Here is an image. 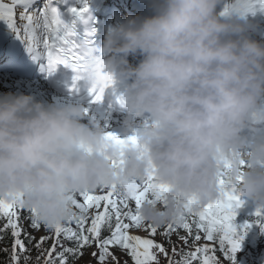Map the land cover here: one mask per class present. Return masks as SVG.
I'll return each instance as SVG.
<instances>
[{
    "label": "clouds",
    "instance_id": "clouds-1",
    "mask_svg": "<svg viewBox=\"0 0 264 264\" xmlns=\"http://www.w3.org/2000/svg\"><path fill=\"white\" fill-rule=\"evenodd\" d=\"M151 6L85 49L79 80L92 88L102 66L123 85L119 136L135 135L138 145L106 139L95 117L84 123L83 104L0 94V200L22 201L49 230L75 219L76 194L115 185L130 196L131 183L150 173L169 189L137 209L153 226L179 222L188 201L199 210L233 185L264 210V41L251 34L259 24L231 15L225 0ZM129 56L141 59L133 65Z\"/></svg>",
    "mask_w": 264,
    "mask_h": 264
},
{
    "label": "snow or ice",
    "instance_id": "snow-or-ice-1",
    "mask_svg": "<svg viewBox=\"0 0 264 264\" xmlns=\"http://www.w3.org/2000/svg\"><path fill=\"white\" fill-rule=\"evenodd\" d=\"M233 8L241 14L254 13L258 8L264 11V0H238L235 5L232 4L231 10ZM228 10L226 6L225 11ZM71 11L73 18L66 21L53 0H43L39 5L37 0H8V2L0 0V19L5 20L16 32L34 57L46 59L49 73L55 71L58 65L70 68L74 73L72 87L75 89L76 82L81 79V74L86 68L85 49L93 44L95 29L88 26L84 32L78 31L80 23L88 24L90 17L87 6L80 9L73 8ZM112 84H114L112 74L104 72L102 66H98L96 81L92 88L88 89L92 103H101L105 89ZM117 100L119 101V97ZM85 111L87 112L88 109ZM106 139L120 147L138 145V138L135 135L123 138L115 132L108 131ZM113 163L115 164V161ZM244 163L241 160V164ZM227 167L230 165H226ZM224 183L222 175L220 184L223 186ZM130 189V196L122 195L115 185L101 190L99 194L91 191L76 194L72 198L74 208L79 210L72 220L76 227L57 225L55 229L50 230L54 235L42 236L35 243V247L41 250L48 239L53 240L52 247L46 250L47 258L44 264H69V256L75 257L84 247L93 244L96 245L97 251L92 255L97 258L98 264H108L109 260L119 264L117 257L110 251V246L120 247L132 258L134 264H158L154 250L167 255L164 246L152 238L159 227L145 224L137 209L145 202L163 201L169 189L166 185L155 183L152 173L142 184L133 181ZM130 202H134V209L130 206ZM242 203L234 185L231 188L223 187L221 199L199 210L193 208V202L190 200L185 205L186 214L179 222L166 225L165 234L170 236L173 231L182 228L188 235L180 239L187 245L190 237L192 242L196 243L201 240L203 233L208 241L218 240L219 250L223 256L231 264H235V254L241 247L246 230L250 227L248 222L241 225L234 222L236 209ZM22 209L30 213V226L34 230L39 229L41 222L35 210L26 208L22 201L0 200V218H6L0 232L11 230L13 237L10 264H21V259L23 264H29V258L22 256L29 251L25 241L30 244L35 239L31 234L26 233L19 223ZM89 210H92L91 214ZM256 214L264 213L257 210ZM133 229H145L149 232V236L132 234ZM104 231L108 233L107 236L103 235ZM61 237L71 242L73 246L65 247ZM58 247L59 252L56 251ZM215 251L216 249L208 244L197 246L195 251L187 253L181 251L182 260L174 261L172 264H193V260L201 261V257V264H221L214 254ZM173 252H176L175 248Z\"/></svg>",
    "mask_w": 264,
    "mask_h": 264
},
{
    "label": "trees",
    "instance_id": "trees-1",
    "mask_svg": "<svg viewBox=\"0 0 264 264\" xmlns=\"http://www.w3.org/2000/svg\"><path fill=\"white\" fill-rule=\"evenodd\" d=\"M230 2L231 0H225V2ZM250 16H258L260 29L264 32V11L259 10V8L253 13L249 12ZM254 39L263 41L259 37L252 35ZM243 203L236 209V217L235 223L237 225L244 224L248 222L250 227L246 230L244 234V238L241 241V247L235 254V264H264V214L257 215V207L256 205L250 201L245 199L244 197H240ZM79 213V210H77ZM264 213V210H260ZM6 222V218L2 222L0 229H2L3 224ZM64 226H71L73 228L76 227L75 222H67L63 224ZM41 227L44 225L41 223ZM54 235L49 229H46L45 236ZM103 235L107 236L108 233L106 231L103 232ZM63 245L65 247L73 246L71 242L63 240ZM217 244L216 251L228 262L223 253L219 250V243L218 240L215 241ZM27 244L29 251L22 254V256H27L29 258V264H44L45 259L47 258V249H50L53 244L52 239H48L45 244L42 245V249L38 250L35 247L36 240L34 239L30 244L25 241ZM13 247V237L11 235V230L2 231L0 232V264H10V254ZM112 247L110 246V251L112 252ZM93 249L95 252L97 251L96 245L93 244L91 246L84 247L78 255L75 257L69 256V264H75L80 258H82L89 250ZM19 252V250L17 249ZM57 252L60 251L58 247ZM156 251L158 257V264H163V259H167L169 264H172L174 261H181L182 256L180 255L181 251L187 253L184 250H176V252L172 253H159L158 250ZM113 253V252H112ZM210 255L212 253H209ZM53 257H55V253H53ZM95 264H98L97 258L93 257ZM111 261V260H110ZM202 261V257H201ZM201 261L193 260V264H201ZM21 264H23V259H21Z\"/></svg>",
    "mask_w": 264,
    "mask_h": 264
},
{
    "label": "rangeland",
    "instance_id": "rangeland-1",
    "mask_svg": "<svg viewBox=\"0 0 264 264\" xmlns=\"http://www.w3.org/2000/svg\"><path fill=\"white\" fill-rule=\"evenodd\" d=\"M238 2V0H231L230 4L235 5ZM227 3V2H225ZM121 9L125 13V16L123 19L131 16L129 13L127 7L125 5H121ZM249 12L243 13V17L249 19ZM231 15L233 16H240L241 12L233 8L231 10ZM122 19V20H123ZM9 75L6 76V72L0 71V93H8V92H17L22 91L25 93H32L36 95L37 99H42L44 95H49L46 91L45 87H43L40 83L41 81L37 80V78L29 79L30 83L24 82L23 79H20L19 77L13 78L11 80L8 79ZM31 86V88H30ZM38 91V92H36ZM38 95V96H37ZM53 99V97H51ZM57 103V102H55ZM94 108L90 107V110L93 111ZM95 117L92 116V112L89 116H85L83 121H88L89 118ZM98 119L97 117H95ZM88 119V120H87ZM113 117L109 118L107 117V120L109 121V125H113L115 122L112 120ZM101 124L104 126L103 122ZM107 129V127H105ZM101 190L95 191V193L99 194ZM130 206L134 209L135 205L134 202H130ZM90 214L92 210H89ZM5 218H0V226ZM191 222V218H190ZM20 225L23 227V229L26 231V233L31 234L35 238L36 241L40 239V237L45 236L46 234V227H40L39 229H33L30 226V213L26 209L21 210V218L19 221ZM147 224V223H145ZM165 227L161 226L157 229V233L154 235V240L164 246L167 253H172L173 249L176 250H184L186 252L195 251V248L197 246H203L205 244H208L212 248H217V244L215 241H208L204 238V234L201 233V240L193 243L192 237L189 238V242L187 245L184 244V242L180 239V237L187 236L188 233L184 229H177L176 231H173L170 236H167L165 234ZM132 234H138L141 237H148L149 232L145 229H133L131 230ZM95 252L93 249L89 250L82 258H80L75 264H95V261L93 259L92 253ZM113 254L117 257L119 264H134L132 258L126 254L120 247L113 246L112 247ZM215 256L217 259L220 260L221 264H228V262L218 253V251H215ZM108 264H115L113 261H108ZM163 264H169L167 259H163Z\"/></svg>",
    "mask_w": 264,
    "mask_h": 264
},
{
    "label": "bare ground",
    "instance_id": "bare-ground-1",
    "mask_svg": "<svg viewBox=\"0 0 264 264\" xmlns=\"http://www.w3.org/2000/svg\"><path fill=\"white\" fill-rule=\"evenodd\" d=\"M5 2H8V0H5ZM0 26H4L5 28H8L9 27V25L3 19H0ZM15 36H17V34H15ZM6 62H7V59L5 58V60L4 61H1L0 63L3 65L4 63L7 64ZM6 68H7L6 71H8V73H6V76L9 75V78H8L9 80H11L12 77L13 78H17V76H16L17 74L13 71L15 69V66L14 65H8ZM23 80L26 83L27 82L30 83V80L29 79H23ZM30 88H31V86H30ZM17 92H22V91L19 90ZM36 92H38V91H36ZM51 97H52V94L44 95L41 100H43L45 102H48V103H55V102H57V103H80V104H85L86 105V109H88L86 116H89L90 113L92 112V116L97 117L98 118L97 120H99L100 122H103L104 127H108L109 121L107 120V116L109 114H111V112L108 111V110H106L103 106H101V105H91V104H88V103H81V102H79V101H77L75 99H72V98H64V97L57 96V95L56 96L53 95V97H54L53 99ZM91 106H92V108H94L93 111L90 110V107ZM111 115H115V114H111Z\"/></svg>",
    "mask_w": 264,
    "mask_h": 264
}]
</instances>
